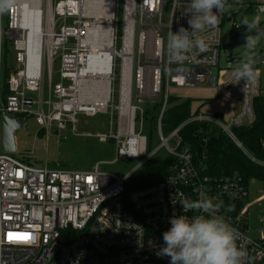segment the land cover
<instances>
[{
	"label": "built area",
	"instance_id": "1",
	"mask_svg": "<svg viewBox=\"0 0 264 264\" xmlns=\"http://www.w3.org/2000/svg\"><path fill=\"white\" fill-rule=\"evenodd\" d=\"M85 0H37L38 48L36 65L30 67L29 30L21 25L19 4L8 10L9 21L6 30L2 28L0 14V122L3 114L24 122L26 115H33L40 127L58 131L67 124L75 130L78 114L90 116L88 104L81 103L75 108V80L86 65L90 48L83 43L85 34L92 23L93 15H84L82 3ZM111 18L108 26L111 32V53L108 80L112 99L111 82L115 81V66L118 60V107H115V133L98 134L100 143L112 139L116 144L117 160L144 158L140 167L149 158L146 154L147 139L141 133L144 114L140 108L131 105L134 83L135 94L145 98H157L163 89L162 106L156 122L161 146L174 159L168 167L164 181L151 187L136 189L124 195L127 176L117 177L98 170L63 171L33 167L15 159L10 153L0 151V264H170V257L158 256L164 247L163 233L170 229V218L185 214L180 204L185 198L197 200L201 194L223 201L225 207L233 210L221 214L241 233L238 245L248 253L245 264H264V207L260 218L257 238L248 236L245 225L246 208L242 202L248 196V186L257 180L245 182L234 174L213 177L198 169L189 150L181 146L180 129L191 122H207L217 128L253 164L264 168V161L256 159L236 139L233 129L251 125L255 120V99L263 97L260 88V72L255 83L244 89V81L233 84V71L219 68L222 50L220 27L230 21L229 8L233 5L251 8L256 13L264 7V0H228L225 12L217 28H206L202 33L207 51L198 53L184 64L185 71H175L172 64L169 73L167 57L163 61L161 41L164 31L176 32L180 26L188 28V0H122L121 25L118 27L117 5L119 0H109ZM167 10V22L160 18ZM215 11V9H214ZM264 17V13H261ZM71 20V25L68 21ZM136 28L138 32L136 34ZM119 31L120 46L115 43ZM13 40L17 62L23 69L12 72L4 88L3 39ZM95 37V41H99ZM224 52V51H223ZM134 53L137 63L134 65ZM130 58V60H128ZM140 58L142 61L140 62ZM59 59V77L68 81L64 87L60 82L53 89L48 86V100H43V62L51 77V65ZM152 63L153 95L144 96V68ZM211 69L215 73H211ZM129 83V107L122 115L119 107L122 98V84ZM211 88L222 97L238 101L239 110L235 116L222 124L215 118L198 115L189 118L167 136L161 132V117L170 88L194 89ZM244 89V90H243ZM7 94L5 101L3 97ZM36 94L37 99L28 97ZM51 98H53L52 101ZM45 107V108H44ZM108 107V106H107ZM107 108L104 113H107ZM136 122L139 131L135 132ZM173 143L170 148L168 143ZM264 150V140L260 141ZM264 184L261 181H258ZM264 202V195L261 197ZM187 215L191 217L192 212ZM9 234H12L11 236Z\"/></svg>",
	"mask_w": 264,
	"mask_h": 264
},
{
	"label": "rangeland",
	"instance_id": "2",
	"mask_svg": "<svg viewBox=\"0 0 264 264\" xmlns=\"http://www.w3.org/2000/svg\"><path fill=\"white\" fill-rule=\"evenodd\" d=\"M227 17L230 16V21H224L220 27V41L221 46L232 45L238 42L239 45L231 52L221 51L219 55V68L234 71L239 66L240 62L245 59L246 51L242 47L245 44V36L248 34L246 26L242 25L244 17L251 18L255 14L251 8L233 5L229 8ZM263 17V16H262ZM122 18V0H119L117 5V21L118 27L121 25ZM9 21L8 12L2 14L1 22L2 28L6 30ZM162 24L167 22V10L163 11L160 18ZM71 25V20L68 21ZM261 28L264 29V19H262ZM138 28H136V34ZM163 41L166 44V33L164 31ZM120 46L119 31L117 34V41L115 48L118 50ZM3 55H4V88L6 92L7 77L17 69L22 70V64L17 62V52L13 47V40L4 37L3 39ZM231 58H239V62H230ZM257 65L256 68L260 72V88L264 91V38H262L260 45L256 50ZM137 55L134 53V65L137 63ZM165 54L163 55V61ZM142 59L140 58V62ZM115 66V81L111 82L112 99L108 102L107 113H97L89 117L78 114L75 117L76 124L75 130H71V125L67 124L66 129L58 131L54 125L50 128L40 127L35 122L33 115H26L24 119V126L14 133L16 141V152L11 155L28 165L33 167L48 168L51 170L63 171H91L98 165V170L103 173H108L117 177H124L133 172L127 183L141 168V162L144 158L136 160H117L112 163L116 158V144L112 139H107L106 142L100 143L96 138L98 134L115 133V107H118V73L119 65L116 60ZM144 68V96L152 97V82H153V69L152 63L147 62ZM212 74L215 73L214 69L210 70ZM64 87L69 85L68 81H61L59 77V59H54L51 65V77L49 82V75L46 70V63L43 62V100H48V86L51 89L59 83ZM163 92V89H161ZM216 92V91H215ZM201 92L198 89H174L170 88L168 94L171 97H178L181 99H191L194 104L203 103L198 96ZM216 98L212 99L210 104L202 106L200 112L208 115L207 117L215 118L220 123H227L228 119H218L214 115L219 109H227L228 111L236 114L239 109V104L229 101L216 92ZM135 88L134 83L131 93V105L140 108L144 112V121L141 133L147 139L146 154L151 155L155 152L154 157L163 159L167 157L166 150L161 146V141L158 137L156 126L150 125V120L157 112L155 111L162 103L161 95L156 98L155 103L138 104L135 102ZM28 97L36 100V94H28ZM7 94L3 97L5 101ZM264 98V93H263ZM52 101L53 98H51ZM45 108V107H44ZM159 109V108H158ZM218 113V112H217ZM226 116L225 112H222ZM214 115V116H212ZM139 131V123L136 122L135 132ZM165 137L166 135L163 134ZM169 147H173V143H168ZM248 196L242 202L243 209H246L245 225L248 230V236L257 238L260 230V218L262 217L264 202L261 197L264 195V184L255 181L248 186ZM246 206V207H245Z\"/></svg>",
	"mask_w": 264,
	"mask_h": 264
},
{
	"label": "clouds",
	"instance_id": "3",
	"mask_svg": "<svg viewBox=\"0 0 264 264\" xmlns=\"http://www.w3.org/2000/svg\"><path fill=\"white\" fill-rule=\"evenodd\" d=\"M16 3L17 0H0V14ZM227 3L228 0H188L189 27L180 26L176 32L169 31L166 44L161 41V54H166L168 62L163 68L165 73L172 70V64L177 65L176 72H184L183 66L190 57L195 60L198 53L207 51L202 33L206 28H217ZM261 13L264 7L251 18L242 20L248 33L242 46L246 57L234 69L232 83L243 80L244 89L255 83L258 76L256 50L264 38ZM180 204L185 214L170 218L171 227L163 233L165 246L157 252L158 256L170 257V264H245L248 253L238 245L241 233L221 214L222 208L230 212L232 206L225 207L223 201L214 202L203 194L197 200L185 198ZM188 212L193 215L189 217Z\"/></svg>",
	"mask_w": 264,
	"mask_h": 264
},
{
	"label": "trees",
	"instance_id": "4",
	"mask_svg": "<svg viewBox=\"0 0 264 264\" xmlns=\"http://www.w3.org/2000/svg\"><path fill=\"white\" fill-rule=\"evenodd\" d=\"M163 98L161 91L159 96ZM190 99L167 96L161 117V132L166 136L189 118L191 113ZM254 122L242 128L233 129L236 139L256 159L264 161V150L260 141L264 140V98L254 100ZM162 103L155 110L157 114L151 118L150 125L155 126ZM144 114V112H143ZM145 117V115H144ZM216 118L221 119L216 115ZM181 146L190 151L194 165L213 177L240 176L245 182L254 179L264 183V168L251 163L243 153L216 126L207 122H191L179 131ZM174 159L167 155L163 159L149 158L133 179L125 183L124 195L129 192L151 187L164 181L168 175V167Z\"/></svg>",
	"mask_w": 264,
	"mask_h": 264
},
{
	"label": "bare ground",
	"instance_id": "5",
	"mask_svg": "<svg viewBox=\"0 0 264 264\" xmlns=\"http://www.w3.org/2000/svg\"><path fill=\"white\" fill-rule=\"evenodd\" d=\"M21 8V25L29 30L30 67L36 65L38 35H37V17L39 13L37 0H17ZM84 15H93L95 23L90 25L85 34L83 43L90 48V55L86 65L82 68L75 80V108L81 103L88 104L90 107V116L96 112L104 113L108 106L110 84L108 80L109 59L111 53V32L107 24L111 18V3L109 0H85L82 3ZM103 17L105 23L100 22ZM99 37V41H95ZM130 60V58L128 59ZM154 83L152 82V90ZM129 107V83L122 84V98L120 111L122 115H127Z\"/></svg>",
	"mask_w": 264,
	"mask_h": 264
},
{
	"label": "water",
	"instance_id": "6",
	"mask_svg": "<svg viewBox=\"0 0 264 264\" xmlns=\"http://www.w3.org/2000/svg\"><path fill=\"white\" fill-rule=\"evenodd\" d=\"M239 45L238 42L232 45L223 46V51L231 52ZM230 62H239V58H231ZM135 102L138 104H150L156 102L155 98H145L135 95ZM24 126V122L18 118L7 116L3 114L0 122V151L3 153H15L16 152V141L14 133L16 130L21 129Z\"/></svg>",
	"mask_w": 264,
	"mask_h": 264
},
{
	"label": "crops",
	"instance_id": "7",
	"mask_svg": "<svg viewBox=\"0 0 264 264\" xmlns=\"http://www.w3.org/2000/svg\"><path fill=\"white\" fill-rule=\"evenodd\" d=\"M194 89H198L199 90V92H201L200 94H199V98L200 99H198V100H200V101H202L203 103H197V104H194L193 102H191V113L193 114V113H196L197 115L196 116H198V115H202V116H208V115H205V114H202L201 112H200V110H201V108H202V106L203 105H205V104H210V102H211V100L212 99H214V98H216V96H217V94H216V90H214V89H211V88H207V87H204V88H194ZM216 91V92H215ZM218 93V92H217ZM219 94V93H218ZM169 95V94H168ZM220 95V94H219ZM221 96V95H220ZM159 97V96H158ZM157 97V98H158ZM178 98V97H177ZM223 98H225V97H223ZM225 99H227V100H229V101H232V102H236V103H238L239 104V102L238 101H234V100H231V99H228V98H225ZM162 100H163V98H162ZM191 100V99H190ZM239 110V109H238ZM218 112V113H217ZM217 112L216 113H214V115L216 116V115H218V116H220L221 118H223V119H225V120H227V119H230V118H232L233 116H235L236 114H233L232 115V112L231 111H228L227 109H224V110H222V109H219V110H217ZM222 112H225L226 113V116H224L223 115V113ZM214 115H212V116H214ZM193 117H195V115L193 116ZM192 118V117H191Z\"/></svg>",
	"mask_w": 264,
	"mask_h": 264
},
{
	"label": "snow or ice",
	"instance_id": "8",
	"mask_svg": "<svg viewBox=\"0 0 264 264\" xmlns=\"http://www.w3.org/2000/svg\"><path fill=\"white\" fill-rule=\"evenodd\" d=\"M10 236L12 235V234H9Z\"/></svg>",
	"mask_w": 264,
	"mask_h": 264
}]
</instances>
